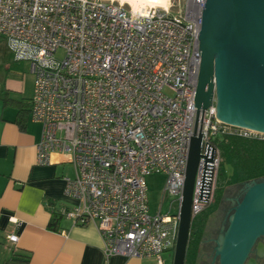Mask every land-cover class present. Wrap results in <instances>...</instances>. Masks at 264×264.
Listing matches in <instances>:
<instances>
[{"label": "built area", "instance_id": "1", "mask_svg": "<svg viewBox=\"0 0 264 264\" xmlns=\"http://www.w3.org/2000/svg\"><path fill=\"white\" fill-rule=\"evenodd\" d=\"M205 1L186 0L174 13L172 4L135 9L119 0H0V35L35 75L38 163L53 153L69 157L75 174L65 177V195L74 204L62 211L76 224L97 223L107 256L163 264V252L175 250L194 136L202 143L193 217L216 195L217 137L264 138L220 120L215 102L197 113ZM150 173L167 175V213L150 211Z\"/></svg>", "mask_w": 264, "mask_h": 264}, {"label": "crops", "instance_id": "2", "mask_svg": "<svg viewBox=\"0 0 264 264\" xmlns=\"http://www.w3.org/2000/svg\"><path fill=\"white\" fill-rule=\"evenodd\" d=\"M22 61L14 59L15 66L11 63L0 81V235L4 249L0 264H159L155 257L107 256L97 223L76 224L63 213V208L74 204L65 195V177L74 176V164L59 153H53L48 164L38 163L43 125L32 120L31 110L19 117V108L30 109L33 97L26 95L17 78L21 74L16 67ZM67 164L72 165L73 175L64 173L61 165ZM225 198L226 194L198 231L201 239L195 264H215V229L222 226L220 210ZM56 212L62 217L53 226ZM11 233L18 234L16 243L9 241Z\"/></svg>", "mask_w": 264, "mask_h": 264}, {"label": "water", "instance_id": "3", "mask_svg": "<svg viewBox=\"0 0 264 264\" xmlns=\"http://www.w3.org/2000/svg\"><path fill=\"white\" fill-rule=\"evenodd\" d=\"M198 115L214 102L217 117L264 133V0H206L201 15ZM202 137L190 145L173 264H186ZM264 176L244 184L216 239L213 263L258 264L264 258Z\"/></svg>", "mask_w": 264, "mask_h": 264}, {"label": "rangeland", "instance_id": "4", "mask_svg": "<svg viewBox=\"0 0 264 264\" xmlns=\"http://www.w3.org/2000/svg\"><path fill=\"white\" fill-rule=\"evenodd\" d=\"M168 5L172 4V10L174 13L184 12L186 0H169ZM63 52L60 51L58 53V57H63ZM14 53L10 49L7 39L0 35V81H3L7 76V72L10 70V64L14 62ZM16 60V59H15ZM21 75L17 76V78L22 82L24 88L26 89V95L33 96L34 93V85H35V75L31 70L30 61L23 60L20 65L16 67ZM12 71V70H11ZM17 96V93H15ZM225 135H220L217 137L216 142L223 152V161L222 168L219 172V179L217 184V195L214 203L208 207V210L201 212L200 214L193 217L192 226L195 225L196 229L199 230L200 227L210 219L211 214L214 212V209L219 206L222 202L224 195L230 189V185L236 182H239V175L237 173V168L232 156L225 152L226 142ZM64 173L67 175H73V167L71 164L61 165ZM146 181L148 185V196H149V204L150 211L154 214L157 213L160 208L163 213H167L170 211V206L172 202V197L165 196L164 197V187L167 181V175L164 173H150L146 176ZM164 197V199H163ZM163 200V201H162ZM173 208V210H175ZM172 210V211H173ZM209 216V218H208ZM3 238L0 235V252L3 251ZM174 253L175 250H166L163 252V259L166 264H173L174 261ZM200 261L198 260V263ZM212 261H206L203 264H211Z\"/></svg>", "mask_w": 264, "mask_h": 264}, {"label": "trees", "instance_id": "5", "mask_svg": "<svg viewBox=\"0 0 264 264\" xmlns=\"http://www.w3.org/2000/svg\"><path fill=\"white\" fill-rule=\"evenodd\" d=\"M19 106L22 107L21 105ZM29 110H31V108H19V117L21 118V116L25 115L27 113L26 111ZM225 137V152L232 156L240 179L239 182L235 183L236 186L233 187V190L236 191L239 188V183L242 181L264 176V138H247L237 135H225ZM222 161L220 170L222 168ZM61 217V213L56 212L53 217L52 225L55 226ZM198 231L196 226L193 225L188 244L186 264H195V256L199 252L198 245L201 239Z\"/></svg>", "mask_w": 264, "mask_h": 264}, {"label": "flooded vegetation", "instance_id": "6", "mask_svg": "<svg viewBox=\"0 0 264 264\" xmlns=\"http://www.w3.org/2000/svg\"><path fill=\"white\" fill-rule=\"evenodd\" d=\"M263 177V176H262ZM260 178V177H259ZM218 179H219V177H218ZM253 179H256V178H253ZM250 180H252V179H249V180H246V181H242V182H240L239 184V188L235 191V190H233V187L234 186H236V184L235 183H233V184H231L230 186V189L228 190V192L226 193V198H225V201L223 202V204H222V207H221V210H220V213H223L224 215H223V218H221V219H219V221L221 222L222 221V226H221V228L220 227H217L216 229H215V231L217 232V234H216V239L219 237V235L221 234V232H222V228L223 227H225V225H227L228 224V220H229V217H230V215L233 213V211H234V207L236 206V204H237V201L239 200V199H241L242 198V196H243V192H244V184L246 183V182H248V181H250ZM217 184H218V182H217ZM216 191H217V189H216ZM216 198V197H215ZM215 198H214V200H215ZM213 203H214V201H213ZM212 203V204H213ZM211 204V205H212ZM205 211V210H204ZM219 213V212H218ZM217 217V216H216ZM259 241H261V242H263L264 243V238H261ZM214 245V244H213ZM260 263H264V258H260V259H258V264H260ZM215 264H219V261H218V259L216 260V262H215Z\"/></svg>", "mask_w": 264, "mask_h": 264}, {"label": "bare ground", "instance_id": "7", "mask_svg": "<svg viewBox=\"0 0 264 264\" xmlns=\"http://www.w3.org/2000/svg\"><path fill=\"white\" fill-rule=\"evenodd\" d=\"M121 2L131 4L135 9H140L147 6H162L166 7L169 0H119Z\"/></svg>", "mask_w": 264, "mask_h": 264}]
</instances>
